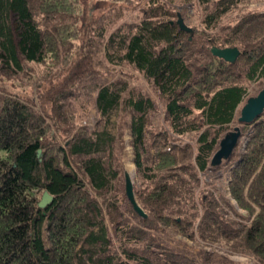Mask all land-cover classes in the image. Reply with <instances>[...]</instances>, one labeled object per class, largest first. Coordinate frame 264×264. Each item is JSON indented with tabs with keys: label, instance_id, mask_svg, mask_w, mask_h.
<instances>
[{
	"label": "trees",
	"instance_id": "trees-1",
	"mask_svg": "<svg viewBox=\"0 0 264 264\" xmlns=\"http://www.w3.org/2000/svg\"><path fill=\"white\" fill-rule=\"evenodd\" d=\"M141 1L100 2L83 32L80 13L94 6L87 0H0V264H204L161 240L159 229L197 233L264 264V112L238 120L264 85V11H242L253 0H149L125 21ZM177 2L200 15L191 30L177 23ZM97 45L104 70L128 66L149 82L163 101L162 124L157 100L122 77L83 83L96 90L97 119L80 122L71 98L103 70ZM213 45L241 53L229 62ZM28 68L50 80L67 72L47 88V108L34 98ZM233 124L239 143L212 164ZM129 160L146 216L126 194ZM222 168L224 191L200 188L206 172ZM44 190L53 200L41 207Z\"/></svg>",
	"mask_w": 264,
	"mask_h": 264
},
{
	"label": "rangeland",
	"instance_id": "rangeland-1",
	"mask_svg": "<svg viewBox=\"0 0 264 264\" xmlns=\"http://www.w3.org/2000/svg\"><path fill=\"white\" fill-rule=\"evenodd\" d=\"M149 0H142L134 9L129 10L126 12V15L124 17L125 21H132L134 19H137L139 17V9L144 6ZM90 4H93L94 6L90 5V8L87 7V10L89 12H86V10L80 13L81 16V22H84L83 32L85 30V22L89 19L91 14L94 16L97 15V13L100 11L97 9V6L100 5V7L104 5H110L112 3H115L116 0H87ZM102 2V3H100ZM176 8L178 12L183 13L185 22L187 25L191 26L199 22L200 15L197 13L196 8L194 7L193 3L188 4H181L177 2ZM241 6L242 11L246 10H255V11H264V0H253L250 2H245ZM93 12V13H91ZM228 17L223 19L224 21L226 19H234V14L227 15ZM178 17L175 19L177 20ZM223 21V22H224ZM87 36L85 34L82 35L81 40L85 39ZM92 40V39H91ZM76 42V41H75ZM78 46L82 48H88L86 43L82 41H77ZM84 43V44H83ZM96 53L93 56L95 65L97 63L98 67L103 69L102 64H108L102 55V52L100 50L99 45L95 47ZM110 67L113 68L112 71L109 70H102L101 74L98 76H95L94 79L90 80H84L83 82H79L76 89L78 90L77 94H75L71 98V108H73L80 116L79 120L83 124L87 125H93L94 122L97 119V110L94 105V98L96 95V90L92 91H86V89L83 87V83H89L93 84L105 82L109 80H113L117 77H122L123 79H126L130 82L131 86H135L137 88H141L144 91L150 93L153 98H155L160 106V110L157 111L156 115L154 116L155 123L160 125L164 122V109H163V101L158 97V95L155 93L153 87L149 84V82L141 75L139 72L129 68L128 66H121V65H111ZM27 70L30 71L31 75L34 78L33 82V90L34 98H36V102L38 106L42 103L43 105L48 107V94H47V88L50 86L52 82L56 83L59 81L60 78H62V75H66L67 72L63 71L61 73V76L55 77L53 80H50L48 76H41L38 75L35 71L28 68ZM38 73H41L40 71H37ZM250 91L253 92L257 88V83H251L250 84ZM18 90L20 89L17 88ZM31 88H29L30 90ZM46 93V94H45ZM241 107V106H240ZM115 118V117H113ZM236 124H233V126ZM111 129L113 132L117 131V127L115 125V122L111 125ZM185 140L195 143V138L193 134H188L184 137ZM62 141V139H61ZM64 143V141H62ZM128 170L127 172L133 174V180L135 184V165L129 160L127 162ZM228 173L225 169H220L218 171H208L202 176V182L200 184V188L207 189L210 187H217L218 190H223L226 188ZM135 188V187H134ZM199 196V195H198ZM159 236L161 237V240H163L166 243L175 245L180 251L184 252L185 254L196 258L197 261H201L204 264H223L222 261L232 260L235 263L239 264H258L250 254L247 253H239L231 251L227 246H223L221 243H215V242H209L207 240L201 239V237L196 233L194 237L184 236L180 235L177 236L174 233L167 232L165 230L159 229L157 231ZM215 261V262H213ZM217 261V262H216Z\"/></svg>",
	"mask_w": 264,
	"mask_h": 264
},
{
	"label": "water",
	"instance_id": "water-1",
	"mask_svg": "<svg viewBox=\"0 0 264 264\" xmlns=\"http://www.w3.org/2000/svg\"><path fill=\"white\" fill-rule=\"evenodd\" d=\"M177 23L182 29L191 30L192 27L187 25L183 15L178 12ZM211 51L214 55L224 58L229 62H235L241 53L240 48L237 45L234 46H217L213 45ZM264 112V85L258 91L257 94L251 95L242 104L240 108V114L238 117L241 123H251L256 118H258ZM242 130L240 125H236L234 129L229 130L224 134L220 140L219 148L215 151L212 157V164H217L222 162L223 159H229L233 153V150L239 143L241 138ZM125 190L126 194L132 203L134 209L141 215L146 216L144 208L138 202L135 196L134 180L133 174L126 172L125 174ZM53 200V195L48 191L44 190L38 205L45 207L49 202Z\"/></svg>",
	"mask_w": 264,
	"mask_h": 264
}]
</instances>
